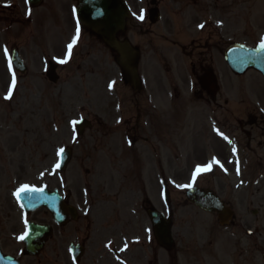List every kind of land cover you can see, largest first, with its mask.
<instances>
[{
  "label": "flooded vegetation",
  "instance_id": "flooded-vegetation-1",
  "mask_svg": "<svg viewBox=\"0 0 264 264\" xmlns=\"http://www.w3.org/2000/svg\"><path fill=\"white\" fill-rule=\"evenodd\" d=\"M217 1L200 0L199 3V0H169L166 4L164 0H146L143 14L145 24L140 25L135 20L134 23L133 18L129 23L131 22L132 29L138 33L147 34L153 32L152 27L162 21L164 13L171 14L164 19L167 33H171L172 18L177 16L183 17L190 33L197 28L198 30L194 32L195 37L188 44L179 40L175 42V46L182 55L194 58V54H197L198 65L193 62L192 66L193 69L197 68L198 78L202 76L199 82L205 84L206 78L211 72L213 73V69L212 65L202 58L205 54L201 49H209V39L217 35L218 25L213 19L217 14ZM131 2L135 10L139 11L140 0H131ZM153 10L160 13V20L157 23L150 21ZM186 16H192V21L185 20ZM205 16L207 17L202 23L201 20ZM26 23V16L19 6H16L12 0H0V253L2 255L0 264H42L47 250L51 254L50 260L68 261L69 264H264V192L257 201V208L245 212L244 216H237L232 206L219 195L233 212L232 220L225 225L219 223L217 213L207 212L189 202L184 192L185 199L182 206L184 216L178 223H174L176 219L174 212L170 209L167 211L166 207L164 210L159 209L152 204L148 191L143 190L139 197L132 187H127V183H145L152 180L165 183L171 178L168 171L171 165L169 155L167 154L163 159H156L155 150L157 148V151H160L161 144L148 141L147 148L139 144L133 131L136 127H127L125 142L109 141L99 148L92 146V152L101 150V158L96 160L91 181L89 184L86 182L85 186L77 185L70 172L59 187L56 169L49 174L47 168L43 170L36 168L46 163L50 157L55 158L54 164L58 161V147L54 146L50 152L48 140L54 135L57 138L59 131L55 100L58 96V83L51 85L54 93L46 91L44 99H42L43 94L37 96L31 94L26 113L25 104H20V99L11 101L17 97L15 89L11 99L5 100L4 96L11 85L13 72L16 77V88L19 82L24 80L30 87L36 84L46 86L48 90L50 82L46 72L50 68H56L58 72V67L49 59L41 60L40 55L43 52L39 47L28 46L24 34ZM200 24H204V27H198ZM126 29L127 25L120 33V38L127 39ZM203 33H206L208 39L202 42ZM149 44H152L151 38ZM139 46L140 44L135 45L138 51H140ZM5 47L11 59L15 55L24 61L22 63V67L25 68L24 73L19 72L13 63L12 72L8 70ZM198 49L199 52L196 53ZM212 49L213 46L210 52ZM162 55L167 59L163 53ZM32 59L34 62L31 63ZM140 64L142 65L141 51L138 66ZM231 86L232 84H229L226 87ZM30 92L32 93V90ZM22 97H25V94ZM219 98H224L221 86L218 94L211 99V103L216 107L213 114L217 124L220 123L217 117L218 110L223 109L219 104ZM225 100L227 105L229 100L227 97ZM43 107L50 112V115L46 112V117L42 118ZM257 110V106L254 110L247 109V113L243 114L245 117L239 116L234 110H226L246 139L245 146L238 139L237 148L247 154V156L242 155L250 161V164L252 159L254 160L259 171L257 182L261 184L251 192V197H254L255 193L260 194L264 188V114ZM154 114L156 113L151 109L145 115L149 125L146 129L154 128L152 117ZM48 115L50 126L46 120ZM27 116L38 120L36 129L26 125L33 121L31 118L25 119ZM112 118L121 121L123 116ZM131 119L135 120L136 125L141 124L136 116H131ZM106 122L108 120L102 118L104 126ZM63 124L60 130L66 132ZM224 125L226 126V123ZM131 131L134 140L129 141L131 136L128 135ZM233 139L237 140L234 134ZM92 152L86 154L88 161ZM86 163L87 161H84V165ZM32 172H36L35 180L50 175L51 181L56 184L51 189L60 194L65 208L75 209V218L69 215L68 222L60 225L53 220V215L43 208L31 212L23 209L13 193L25 179L31 176ZM243 173L244 171L241 175ZM255 173L256 171H253L244 174L243 177L249 178L248 176H255ZM232 188L233 186H230V189ZM228 189L229 187L226 186V190ZM169 197L165 200H169ZM140 202L142 210L146 213L143 217L138 216ZM155 207L165 219H169L174 239L170 248L160 245L154 237V225L147 211ZM125 213L128 216H124ZM145 222H148L149 226ZM29 223L52 226V233L38 255L29 254L24 239H18L27 231ZM125 243L127 248L121 252L120 249ZM49 244H51L50 248H48ZM3 255L10 257L11 261L6 262Z\"/></svg>",
  "mask_w": 264,
  "mask_h": 264
},
{
  "label": "rangeland",
  "instance_id": "rangeland-1",
  "mask_svg": "<svg viewBox=\"0 0 264 264\" xmlns=\"http://www.w3.org/2000/svg\"><path fill=\"white\" fill-rule=\"evenodd\" d=\"M12 1L26 16L24 34L28 46L39 47L43 52L40 55L41 60L47 56L59 67L58 96L55 98L59 131L57 138H55L56 135L48 138L50 152L54 146L59 150L74 143L71 146L74 148L71 163L65 172L58 173L59 187L70 172L77 185L84 184L85 186L86 182L89 184L96 160L101 158V150L92 152V146L99 148L109 141L125 142L124 137L128 134L126 129L131 126V128L136 127L133 131L142 146L146 147L148 141L161 144L160 151H157L155 147L154 157L163 159L167 154L169 155L171 165L170 170L167 167L166 170L170 172L171 178L165 183L155 180L145 183H127V187H132L139 197L143 190L148 191L152 204L159 209L164 210L166 207L167 211L170 209L174 212L176 218L174 223H178L184 216L182 206L185 199L184 192L188 188H180L176 185L191 183L192 186L197 185L215 190L232 206L237 216H244L245 212L257 208V201L263 195L264 188L260 194L255 193L254 197L250 194L261 184L257 182L259 171L254 160L251 158L252 163L250 164V161L244 157L247 154L237 148L238 139L243 146H245L246 139L226 109L231 108L239 116L245 117L243 114L247 113L245 111L247 103L255 100L257 106L264 110V80L253 70L240 77L233 76L223 60V50L234 41L254 46L264 36V0H218L217 14L213 18L218 25L217 35L209 39V49H201L205 54L202 58L212 65L220 78L224 98H219V104L223 106V109L218 110V120L226 123V126L218 130L219 133L227 136L233 142L232 144L228 140L224 143L217 141V127L213 114L216 107L210 102L209 96L201 90L196 79L197 70L192 66L193 62L197 64V54H194V58L182 55L175 46V42L179 40L188 44L195 37L194 32L198 30L194 28L190 33L183 17L172 18L171 33L166 32L167 25L166 22L164 23V19L171 14L163 13L162 21L152 27L153 32H149L153 34H140L132 29L131 22L128 23L126 38L133 46L140 44L139 49L142 56V65L139 66L142 88L135 91L124 82L123 73L117 62V53L111 50L95 33L89 32L84 26L78 24L74 16L76 0H44L40 7L32 10L28 9L24 0ZM127 2L132 10L133 22L136 21L140 25L145 24L143 19L137 16L145 11L146 0H140L139 11L132 6L131 0ZM164 3H169V0H164ZM206 17L201 20L202 23ZM192 19V16L185 18L191 21ZM77 26H79V36L76 37V43L69 55L67 45L76 36ZM205 35L206 33L201 35L202 42L208 39ZM150 38L152 39L151 45L149 44ZM211 46L213 49L210 52ZM195 52H199V49ZM61 60L65 62L61 63ZM32 62H34L33 59ZM112 82L115 83L109 88ZM229 84L232 86L227 88ZM15 90L17 97L11 101L20 99V104H25V113L31 94L33 96L43 94L42 99H44L46 91L54 93L51 85L46 90V86L36 84L30 87L24 80L19 82ZM23 94L25 97H22ZM225 96L229 100L227 105ZM151 109L156 113L152 115L154 128L146 129L149 125L145 115ZM46 112L48 111L43 107L42 118ZM48 113L50 115V112ZM49 115L46 119L48 126H50ZM120 115L123 116L121 121L118 118H112ZM131 116H136L141 124L136 125ZM28 118L33 121L26 125L36 129L38 120L31 116L25 119ZM80 118H89L94 124L92 129L85 131L81 138H76L72 121ZM102 118L108 120L105 126L102 124ZM62 123H64L66 132L60 130ZM133 131L128 135L131 136L129 141L134 140ZM233 134L237 138L235 142L231 137ZM233 147L236 149L235 152L232 151ZM89 151L92 152L89 161H92L93 167H91L92 163L86 159ZM213 157L220 161L223 168L218 164H213L210 171L201 173L193 181L191 177L196 166L208 163ZM54 159L50 157L46 163L36 168L38 170L47 168L50 174L55 170ZM84 161H87L86 165ZM237 168H239V174H237ZM242 171L244 173L241 175ZM253 171H256L255 176L243 177L244 174ZM49 174L40 179L37 177L38 180H35L36 172H32L22 184L55 187L56 184L51 181ZM226 186L229 187L228 190ZM230 186L233 188L230 189ZM164 191L169 193V200H165L161 195ZM141 206L140 202L138 216L143 217L146 213ZM124 216H128L127 213ZM138 218L141 220L140 217ZM145 223L149 226L148 222ZM50 247L51 244L48 248ZM50 259L51 254L47 250L42 264H69L68 261L56 262Z\"/></svg>",
  "mask_w": 264,
  "mask_h": 264
},
{
  "label": "water",
  "instance_id": "water-1",
  "mask_svg": "<svg viewBox=\"0 0 264 264\" xmlns=\"http://www.w3.org/2000/svg\"><path fill=\"white\" fill-rule=\"evenodd\" d=\"M28 1L32 5H38L42 0ZM76 15L88 30L99 34L108 43L110 48L118 52L119 65L128 76L131 85L139 88V79L136 70L138 54L127 41L120 42L116 37L117 32L124 29L126 18L130 16V11L124 0H79ZM156 19L158 18H153L152 20L156 21ZM224 58L229 67L237 74H242L248 68L253 67L264 75V52L259 51L258 45L255 48H249L242 44L230 45L224 52ZM51 79L56 81L57 78L51 77ZM211 87H213V83ZM89 126L90 123L86 120L78 122V133L82 134L84 129ZM70 156V150L61 153L59 163L61 170L65 169L70 160ZM43 189L44 192L42 195H33L31 198L22 194L20 201L23 206L26 210L45 207L57 217L59 223H64L67 212L62 205L61 197L56 192L49 191L47 188ZM187 194L196 205L209 211H218L222 222H225L231 215L228 209L223 206V203L208 190L194 188L189 190ZM149 215L155 223V232L159 242L162 244L172 242L171 238L168 237L169 228H165L166 225L161 215L156 211H150ZM38 232H42V236L40 234L38 235ZM50 232L51 227L48 225L42 227L33 226L30 235L25 239L27 248L33 249L32 253H39L43 249ZM36 236L37 239L40 240L42 238V240L39 243L33 244L35 247L32 246L31 241H35ZM8 260L9 258L5 259V261Z\"/></svg>",
  "mask_w": 264,
  "mask_h": 264
},
{
  "label": "snow or ice",
  "instance_id": "snow-or-ice-1",
  "mask_svg": "<svg viewBox=\"0 0 264 264\" xmlns=\"http://www.w3.org/2000/svg\"><path fill=\"white\" fill-rule=\"evenodd\" d=\"M74 11H75V9H74ZM29 14H30V11H29ZM139 19H143V15H141L139 17ZM198 27L203 28L204 27V24H200V25H198ZM78 36H79V26H77V29H76V36L73 37L72 38V42L67 45V49H68V54L69 55L71 54L72 47L76 43V37H78ZM258 49H259L260 52H264V36H262L260 38V40H259ZM4 54L7 57L8 70L10 72H12V59L8 55V49L6 47L4 48ZM60 62L61 63H64L65 61L64 60H61ZM114 83L115 82L110 83L109 84V88H111ZM15 85H16V77H15V73L13 72L12 79H11V85L8 88L7 94L4 96V99L5 100L11 99L12 94H13V89L15 88ZM72 123L75 124V123H77V121H72ZM217 131H219V130H217ZM219 134L222 135V136L224 135L223 133H219ZM224 139L225 140H228V142L230 144L233 143L231 140L228 139L227 136H224ZM63 151H64L63 148L59 149L58 152H57V155L59 156L61 153H63ZM232 151L233 152L236 151L235 147H233ZM229 162L231 163V161H229ZM213 164H218V165H220V167L223 168V165L220 164V161L217 160L215 157H213L212 160H210L208 163L203 164V165H197L196 166L194 172L192 173V177H191L192 180L195 181V179H196V177L198 175H200L203 172L210 171L211 168H212V166H213ZM59 167H60V164H59V162H57L54 165V168H59ZM225 171H226V169H225ZM237 174H239V168H237ZM41 175H43V173H41ZM176 186L177 187H180V188H184V187L191 188L192 187V184L190 183V184H187V185H176ZM43 192H44V189L42 187L41 188H37L35 185H31L30 186L28 184H22V185H20L19 188L16 189V191L13 194L16 196L17 200H20L22 194H24V195L28 196L29 198H31V197H33V195H42ZM25 223H27V221ZM27 235H28V232L25 231L22 235H20L18 237V239L23 240V239H25L27 237ZM126 248H127V243L124 244V247L121 248L120 251L122 252Z\"/></svg>",
  "mask_w": 264,
  "mask_h": 264
}]
</instances>
